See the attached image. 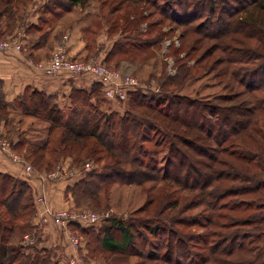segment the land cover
I'll return each mask as SVG.
<instances>
[{
    "label": "trees",
    "instance_id": "trees-1",
    "mask_svg": "<svg viewBox=\"0 0 264 264\" xmlns=\"http://www.w3.org/2000/svg\"><path fill=\"white\" fill-rule=\"evenodd\" d=\"M31 1L0 0V19L5 18L8 24L14 23L16 12L19 11L21 15L20 8ZM89 1L49 0L43 10L41 20L43 21L44 18L52 22L75 6H86ZM114 1L96 0L98 14L93 19V27L84 30L88 47L91 49L94 44L95 26L102 23L107 26L109 35H119L105 58L101 59L108 66H115L117 64L115 58L119 55L144 51V48L155 52V48L161 42L160 38L153 36L148 40H143V38H140L142 39L140 41L128 40L125 37L126 28L132 23L137 24L138 21L135 20L134 15L124 21V18L119 17L117 13H121L124 3L133 5L143 3V5L158 9L160 0H121L117 6L109 7L108 2ZM161 1L163 4L167 2V0ZM259 3L260 0H241L235 8L237 10L227 14L229 15L228 23L233 15L245 13V9L250 5H252L251 8L258 7ZM206 4H209L211 16L215 14L216 10H213L212 4L216 2L209 0ZM178 5L179 10L171 9L169 13L164 6L158 11L162 16L168 13L170 19L177 21L180 13L187 16L193 10L195 14L185 20L181 19L183 22L180 24H188L204 16L199 15L201 11L196 10L197 8L203 9L200 2L196 0H185V2L181 0ZM261 5L264 6V4ZM136 10L137 8H133L131 12ZM172 10L177 12L174 13ZM142 17L143 15L138 19ZM222 19V15L211 17L208 23L198 24L194 32L204 37H217L221 33ZM117 20L125 22L123 29L118 31L115 28ZM156 21L154 20L151 26L155 25ZM136 27L138 28V25ZM150 56L153 58V54ZM142 58L145 60L148 56ZM99 94L103 99L102 87L97 81L90 91L73 88L69 94L70 106L64 108L65 115L54 96L36 89H27L13 104L19 110L21 118L28 116L35 120L34 123L28 124L29 128L26 129L28 131L21 130L25 132L21 136L17 132L19 129L7 128L10 122L4 118L5 114L4 117L1 116L2 111H7V104L0 94V126L6 127V133L9 135L16 134L15 141L11 140L8 134L6 139L10 142L12 150L17 152L24 150V158L36 170L50 171L53 168L52 164L64 156L74 161L73 153L82 155L89 141L92 145L88 150L90 158L97 155V158L93 160L94 163L105 160L103 171L85 172L84 177L73 186L66 188L67 192H72L75 208H81V201L79 204L76 202L78 196L79 198L99 199L100 190L107 192L110 184L116 181L142 185L146 182L155 183L164 180L179 186L182 190H194L199 193L211 188L212 183H221L222 192L220 194L210 196L207 202L205 199L201 200L207 210L222 209L223 206L219 204V201L227 196L249 195L246 199L250 200L259 199V196L264 198L263 193L260 192L264 184L254 180V174L251 172V167L254 165L252 152L244 149L241 152L239 148L228 151L227 148L222 147L232 136H238L247 129L253 121L255 111L260 108L264 109V101L247 94L250 99L249 103L241 107L240 104L226 103L233 100L230 95H221L217 98L219 102H214L183 95L145 96L138 90H134L127 94V112L118 114L116 112L105 113L100 110L102 108L98 105ZM259 102L263 106L259 107ZM57 129L62 131L54 139L52 135ZM149 131L170 139L162 177L158 176L156 165L152 164L153 157L148 154L147 150H144V143L150 140ZM39 134L41 136H37ZM74 148H79V151H74ZM225 155H228L227 158L224 157ZM185 166L187 181H184L183 176L178 173V170ZM196 173L200 176H196ZM25 183L24 180H16L8 174L0 173V264H12L19 258L24 260L20 264H51L48 257H31L24 251L12 247L15 230L32 228L29 220H26L23 225L16 222L21 216L19 213L21 212L20 199L23 198L25 191L21 185ZM18 184L20 188H16ZM228 185L230 186L227 187ZM216 187L218 188V184ZM247 204L252 206L250 208L256 209L255 212L263 210L260 204L242 203V205ZM31 205L29 213L33 215L35 208L33 203ZM233 207L235 206H232V209ZM154 220L146 219V221L135 224L131 220L126 222L124 219L112 218L107 226L94 233L95 240L98 241V247L101 250L112 254H131L142 257L144 260L161 259L167 264H201L205 261L204 256H196L192 252L190 243L195 238L186 237L170 228L163 223L162 219L154 218ZM205 222L209 226L212 219L207 218ZM252 224H254L253 231H246L243 234L237 232L224 237L221 234L209 232V236H216L211 242L203 236L202 242L207 243L208 256L212 255L209 258L215 262L224 260L222 262L224 264H264V214L255 218L241 219L234 225ZM70 228L78 229L82 237L86 238L87 243L90 241L88 239L91 233L93 234L98 229L81 228L76 224H72ZM150 236L151 239L148 238ZM137 238L141 240V243L144 242V248L147 247L145 253L142 252L143 248L136 245ZM88 247L90 248L89 244ZM160 250H164L163 253ZM224 257H228V260Z\"/></svg>",
    "mask_w": 264,
    "mask_h": 264
},
{
    "label": "rangeland",
    "instance_id": "rangeland-1",
    "mask_svg": "<svg viewBox=\"0 0 264 264\" xmlns=\"http://www.w3.org/2000/svg\"><path fill=\"white\" fill-rule=\"evenodd\" d=\"M40 1L41 0H35L33 6H41ZM180 1L181 0H167V2L163 4V1L160 0L158 4L160 7L164 6L168 12L171 9L176 10V8L179 10L180 6L178 3ZM196 1L200 2V6L203 8H197L196 10L198 12L201 11L199 15L204 16L188 24H180L183 22L181 19L185 20L192 16V14L194 15L195 13L193 10L187 16L180 13V18L177 21H173L168 17L169 12L166 16H162V14L159 13L158 10L160 7L156 9L149 5H143V3L138 5L124 3L121 7V13H117V15L123 17L124 21L134 15L135 20L138 21L137 24L132 23L126 28L127 35L125 37H127L128 40L140 41L142 40L140 38L148 40L156 36L160 38L161 42L155 48V52L144 48V51L141 50L136 51V53L133 52L127 55L117 56L115 58L117 62L116 65L114 64L115 66L106 65L110 68L119 70L123 74L135 76L141 82L146 83L148 87L145 89H137L138 92L145 96L183 95L199 100L219 102L217 98L221 95H230L233 97V100L226 103L240 104L241 107L242 105L243 107L247 106L249 103L248 100L250 99L247 94H251L255 98L264 101V6L261 5L264 4V0H260V7L256 6L251 8L252 5H250L245 9V13L233 15L232 18H230V23H228L229 15L227 14L236 11L237 9L235 8L241 3V0H213L216 2V4H212L213 10L215 9L216 13L212 16L209 12V4H206L209 0ZM120 2L121 0H115L111 3L108 2V6L115 7ZM182 2H185V0H182ZM46 3H48V1ZM133 8H137V10L131 12ZM175 10L172 11L176 13L177 11L175 12ZM142 15L143 17L138 19V17ZM220 15L223 16V22L220 27L221 33H219L217 37H204L194 32L198 24H206L211 17L215 18ZM154 20H157V23L151 26ZM124 21H116L117 24L115 28L117 31L121 28L123 29L125 26ZM137 25L138 28L136 27ZM64 36L67 35H63L61 40ZM117 36L119 35L117 34ZM171 43L172 45H170ZM53 50H51V53ZM249 51L251 52L249 53ZM51 53L48 57H50ZM151 54H153V58H151ZM143 56H148V58L144 60L142 58ZM90 57L95 56L81 57V59ZM99 60L102 62L100 58ZM170 61L172 62L171 64L169 63ZM99 96L100 101L98 105L102 108L100 110L103 112H116L118 114L127 112V97L125 101L121 102L109 100L107 98L102 99L101 94H99ZM112 102L115 103L114 106H107L108 103L110 104ZM261 106H263L262 103H260L259 107ZM2 113L1 116L4 117L5 114L4 118L6 121L10 122L7 128L13 126L11 128L15 130V124L12 125V123H15L22 116L15 112L2 111ZM28 124L24 126H28ZM5 128H3L1 132L6 139L7 130ZM23 128L20 126L19 130H17L20 136L25 133L23 132L25 130ZM61 131V129L55 130L52 137L55 139L59 136ZM148 134L150 140L144 143V150H147L149 155L151 154L154 160L152 164L153 166L156 165L158 176L162 177L165 161L168 156L170 139H165L161 134L151 131H149ZM209 143L212 142L209 141ZM91 146V141H89L88 147L84 149L82 155L73 153L75 162L73 159H70L69 167L67 166L65 169L62 167L63 160L66 158L64 156L60 157L55 164H52L53 168L47 172L64 170L65 175L63 176L68 180L74 178L75 181L68 183L66 187L68 188L84 177L85 172L91 170L103 171L102 167L105 160L94 163L93 160L97 158V155L90 158L88 150ZM222 147L227 148L228 151L235 148H239L241 152L242 149L251 151L254 164L251 167V172L254 174V180L264 184V109L261 110L260 108L258 111H255L253 121L247 129L238 136H232ZM78 149L79 148H74V151H79ZM10 151L24 158V150L17 152L10 148ZM70 153L72 152L70 151ZM85 156L89 157L86 158ZM227 156L228 155H225L224 157L227 158ZM79 158H81L80 161ZM186 170V166L178 170V173L183 176L184 181H187ZM21 173L27 184L25 183L26 186L23 184L21 185L25 191L23 198L20 199L21 212L19 213L21 216L17 218L16 222L23 225L26 220L30 222L32 214L30 215L29 210H31L30 207L32 203H38V194L34 200L35 195L31 187L33 185L31 184H34L36 180L27 176L22 167ZM195 175L197 176L198 174L196 173ZM216 184H218V188ZM211 186V188L203 193H199V191L194 190H182L179 186L165 182L164 180H159L155 183L146 182L142 185L126 184L116 181L110 184L107 192H103L102 189L100 190L99 199L79 198L78 196L76 202L79 204L81 201L80 209L75 208L72 192H67L68 190L65 189V197L71 199L73 205L61 210L82 211L88 209L96 213L107 212L111 215L108 219L100 222L98 229L89 236L90 239L87 238L88 241L90 240L88 243L87 240L86 242L80 241V245L75 247L70 243L68 234L62 230L67 236V239L58 242V247H55L57 248L56 252H54L55 248L53 247L35 248V251L41 253L36 252L34 256L40 258L48 257L51 264H69L70 258H74L76 264H167L161 259L144 260L142 257L140 258L139 256L131 254H112L106 250H101L100 247H98V241L95 240L96 235L94 233L99 232L102 228L107 226L110 222L109 220L112 218L124 219L126 222L131 220L135 224H137V222L146 221V219L155 221L154 218H159L162 219L163 223L167 224V226L179 231V233L186 237L191 236L195 238L192 239L190 243L191 249L196 256H204L203 258L205 261L201 264H224L222 263L224 260L215 262L209 258L212 255L208 256L209 250L207 249V243L202 242V237L208 238L211 242L214 241L216 236H209V232H211V234H221L226 237L237 232L243 234L246 231H253L254 224L247 226H235L234 224L241 219L245 220L250 217L255 218L264 214V198H260L259 196V199L253 198L254 200H250L246 199L249 198V195L238 197L234 195L227 196L219 201V204L223 206L222 209L207 210L206 206L201 203V200L205 199L207 202L210 196L222 192V190H220L222 186L221 183L215 182L212 183ZM229 186L230 185L227 187ZM16 188H20V184H18ZM260 192L264 195V186L260 189ZM247 202L260 204L263 206V210L255 212L256 209L250 208L252 206L248 204L242 205V203ZM13 204H15V202H13ZM232 206H235L236 209L235 207L232 209ZM207 218L212 219V223L209 226L207 222H205ZM215 223L217 225H214ZM33 230L37 239V229L20 228L15 230L12 242L13 249L25 252V249L28 248L27 246L29 245H23L20 242L23 240L26 233H32ZM70 230L75 231L71 228ZM78 232V229H76V233ZM79 234L82 237L80 232ZM84 238L82 237V240H84ZM148 238L151 239L152 237L150 236ZM88 244L92 250L88 247ZM136 245L139 248H143L144 251L142 252L145 253L147 247L144 248V242L141 243V240L137 238ZM69 246L75 248L77 252L79 250V254H70L67 250ZM160 251L163 253L164 250ZM224 258L227 259L228 257ZM23 261V258H19L18 261L12 264H20ZM5 262L7 263V259ZM225 262L228 263V261Z\"/></svg>",
    "mask_w": 264,
    "mask_h": 264
},
{
    "label": "crops",
    "instance_id": "crops-1",
    "mask_svg": "<svg viewBox=\"0 0 264 264\" xmlns=\"http://www.w3.org/2000/svg\"><path fill=\"white\" fill-rule=\"evenodd\" d=\"M32 0L26 6L20 8L15 14L14 23L8 24L5 20L0 19V37L8 38L15 34H20L24 43V50L20 54H4L0 52V94L7 104L8 112L19 114V110L14 107V101L24 94L27 89H36L44 94L55 97L63 114L66 115L64 108L70 106L69 94L73 88L85 89L90 91L96 79L91 75H81L72 77L65 72L57 75H47L39 70L35 65L44 60L59 43L63 35H67L66 47L71 58H81L95 55L98 59L105 58L111 49L113 43L118 38L117 35H109L107 26L102 24L96 25L94 30V44L91 49L88 47V41L84 36L86 28L93 27V19L98 14L96 0H90L86 6H75L72 10L58 16L54 21L43 18L41 20L46 2L49 0H41L39 5L33 6ZM44 2V3H43ZM60 34V35H59ZM61 36V37H60ZM31 65H29L30 63ZM115 103H108L107 106H114ZM11 110V111H9ZM34 119L28 116L18 119L15 123L16 129L26 124L34 123ZM3 123V122H2ZM13 127V126H11ZM9 127V128H11ZM5 128L0 126V130ZM8 128V129H9ZM24 126L23 129H28ZM7 130V128H5ZM8 134V133H7ZM6 135V134H5ZM11 140H16V134H8ZM37 136H41L40 134ZM70 157L63 160L62 167H69ZM62 168V169H63ZM65 171H60L56 178L45 180L44 188L49 206L55 210L65 209L72 206V200L65 197V189L68 183L75 182L74 178L66 179L63 175ZM0 173L8 174L16 179L24 180L21 173V166L12 162L6 153L0 150ZM72 176V175H71ZM34 180V179H33ZM34 191V200L42 183L36 180L31 184ZM36 191V192H35ZM34 213L30 219L32 229H37V239L32 233H26L20 242L23 245H29L25 249V253L31 257H35V248L58 247L60 240L65 241L67 236L62 230L53 224L49 218L47 222H42V205L34 202ZM46 217V216H45ZM86 242V238L84 240ZM26 243V244H25ZM70 254H79L77 250L71 246L67 247ZM57 248L54 249V252ZM41 253V252H39Z\"/></svg>",
    "mask_w": 264,
    "mask_h": 264
},
{
    "label": "built area",
    "instance_id": "built-area-1",
    "mask_svg": "<svg viewBox=\"0 0 264 264\" xmlns=\"http://www.w3.org/2000/svg\"><path fill=\"white\" fill-rule=\"evenodd\" d=\"M67 38V36H64L60 43L54 48L50 57L39 61L35 67L42 70L47 75H57L60 72H65L72 77L86 74L94 76L96 81L101 84L104 98L114 101L123 102L128 92L148 87L146 83L141 82L137 77L126 75L119 70L110 68L96 57L87 59L71 58L66 47ZM23 50L24 43L20 34L17 33L8 38L0 37V52L11 55L20 54ZM169 63L171 64L172 62L170 61ZM31 64L32 63L29 65ZM10 148V142L3 137L0 130V150L6 153L12 162L19 164L27 176L34 180H40L42 183L41 190L37 195V202L39 205H42L41 212L42 215H44L42 216V222L46 223L47 218H49L53 224L68 234L69 241L73 246H79L80 241L83 240L79 232L76 233V230H70L72 224H76L81 228H98L100 222L110 217L111 214L107 212L96 213L88 209L82 211H53L47 203L46 191L43 183L45 180L56 178L60 170L54 172L38 171L21 155L10 151ZM69 264H76L75 259L70 258Z\"/></svg>",
    "mask_w": 264,
    "mask_h": 264
}]
</instances>
